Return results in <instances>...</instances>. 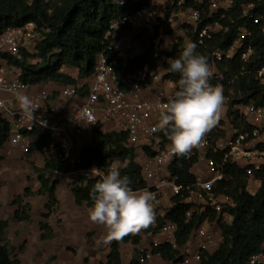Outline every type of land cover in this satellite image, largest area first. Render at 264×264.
Wrapping results in <instances>:
<instances>
[{
  "label": "built area",
  "instance_id": "obj_1",
  "mask_svg": "<svg viewBox=\"0 0 264 264\" xmlns=\"http://www.w3.org/2000/svg\"><path fill=\"white\" fill-rule=\"evenodd\" d=\"M113 1L120 8H126L128 11L111 23L110 30L105 36V50L97 56L93 75L83 79L85 81L78 80L76 86H67L62 92V96L68 101L80 98L83 93L87 94L81 107L75 108L72 113L64 117H53L49 115L47 108L42 109L41 103L49 100V96L45 94L33 98L37 108L34 117L25 115L22 110H10L9 99L4 96L16 101L15 90L18 86L23 85L24 92L32 87L21 79V70L11 64L10 59L22 61L25 52L31 53L37 48L41 34L38 33L35 23H29L24 27L10 28L0 37V114L14 118L13 124L9 122L11 136L8 141L28 153L40 136L52 134L55 139H61L63 142L65 156L62 160L74 167L80 162L81 156V153L76 151V138L84 134L85 127L92 126L94 129L97 125L111 124L116 132L127 135L128 147L144 153L145 150L149 151L150 154L143 167V177L149 186L147 190L154 196L155 212L161 206L165 190L169 189L172 199L182 196L191 206L187 213L188 221L194 215H201L209 210L220 215H228L225 211L227 206H234L233 200L224 194L217 195L214 191L216 184L227 178L223 170L224 164H218L214 158L209 157V153L210 151L214 154L224 153V162L229 159L233 162L244 161L247 174L256 177L255 172L264 166V150L260 148L264 144L260 143L263 129L250 124L253 129L249 131L234 128L232 137L225 136L216 142L209 130L199 147L182 156L195 165L204 164L209 178L196 177V182L190 186L179 185L177 179L171 177L169 172V167L178 155L173 153L172 143L167 135L157 127L163 105L178 89V83L171 79V76L177 73L169 71L167 59L178 58L187 43H195L198 50L200 46H205L207 40H213L219 35L225 36L230 31V26H226L224 22L234 23L232 16L235 13H239L241 19L260 23L263 17L258 14V9L264 7V0H242L239 3L237 0ZM179 26L180 28L177 29ZM169 28L174 29L175 37L180 39L170 49L165 45L166 39L171 37ZM178 31L180 36H177ZM261 35L264 38V26L261 28ZM142 37L151 43L152 63H146L130 73L117 72V61H122L126 66L129 60L146 56L147 49L139 41ZM250 40L249 28L242 26L238 29L230 47L217 48L210 54L208 59L212 67L210 82L221 86L225 96V103L214 128L224 130L225 125L222 124L226 118L227 105L230 103L228 91H233L234 84L240 76L253 73L259 85L264 88V63L254 69L259 64L261 56L249 42ZM175 48L176 54L170 55L169 52L174 51ZM112 56L114 59L111 58ZM236 57L242 63L240 73L228 77L218 69V63L234 60ZM152 83L167 84L170 91H160L153 100L144 98L145 89ZM244 106H247L249 115L264 124V101L261 106L254 102ZM43 151L54 155L53 149L45 147ZM73 154V160H69L70 155ZM162 171L165 173L168 171L169 175H163ZM104 173L96 165L87 169H72L67 174L55 172L58 175L80 174L88 178H101ZM155 217L160 218L157 213ZM156 221L155 219V225ZM212 222L214 221L206 219L193 231L189 240H198L195 250H191L187 243L180 249L181 258L169 261L168 264H201L203 253L217 244L215 233L208 227ZM176 230L175 225L169 226L166 230L167 241L164 243L174 244L179 250L175 244ZM164 243L152 242L150 250L139 251L137 261L140 264H148L155 257L162 259L160 254L153 253V247ZM263 257L264 254L254 256L249 264H258L259 259Z\"/></svg>",
  "mask_w": 264,
  "mask_h": 264
},
{
  "label": "trees",
  "instance_id": "obj_2",
  "mask_svg": "<svg viewBox=\"0 0 264 264\" xmlns=\"http://www.w3.org/2000/svg\"><path fill=\"white\" fill-rule=\"evenodd\" d=\"M241 1L237 0L238 3ZM127 11L128 9L120 8L113 0H0V37L10 28L35 23L38 33L41 34L37 48L31 53L25 52L22 61L10 59L11 64L21 70V79L31 86L49 83L76 86L79 81L63 73L62 69L64 67L78 69L80 79L91 77L98 54L105 50V36L110 30L111 23ZM258 14L263 17L260 23L241 19L239 13L233 14L234 23L224 22L226 26H230V31L225 36L219 35L213 40H207L205 46H200L197 51L209 59L213 50L230 47L238 29L247 26L251 32L249 42L261 56L259 64L254 68L256 70L264 63V38L261 35V28L264 26V7L258 9ZM139 41L147 49L146 56L129 60L126 66L122 61H117V72L130 73L146 63H152L150 41L144 37L139 38ZM175 52L176 48L169 54H176ZM33 57L39 60L38 63L30 62ZM111 58L114 59L113 56ZM217 66L229 77L241 72L242 63L236 57L234 60L220 62ZM171 79L178 83L180 75L178 73L172 75ZM234 91L238 100L234 101L233 107L240 104L249 105L251 102L259 106L263 105L264 88L259 85L253 73L240 76L234 84ZM86 95L84 93V96ZM229 114L234 128L242 131L253 129L239 112L230 109ZM224 135L225 132L214 135V142ZM10 136L11 124L0 117V150L4 148ZM45 147L53 149L54 155L46 159L44 167L33 166L40 189L34 191L30 186L25 187L22 194L12 201L14 208L12 220L16 223H28L32 220L34 208L28 200L36 197L48 199L38 224L39 237L43 242L52 241L56 237L54 227L50 223L51 218L60 211L61 207L57 197L60 181L51 177L55 172L67 174L72 169L81 170L96 165L106 173L109 166L119 163L121 175L131 179L130 186L134 190H144L149 187L143 177V168L136 161V150L128 147V137L123 132L104 133L102 125L95 126L91 146L81 150L80 162L74 167L62 160L65 150L49 133L40 136L27 154L30 157L37 151H43ZM260 148L264 150V144ZM145 154L150 153L145 150ZM209 157L214 158L218 164H224L223 170L227 178L219 181L214 191L217 195L224 194L233 200L234 206H227L225 211L233 218L232 223L223 222V214L218 217V214L211 210L201 215L196 214L188 221L187 213L191 206L182 196H176L172 199L171 209L163 218L157 219L155 226L151 223L141 230L148 234H156L167 222L176 226L175 244L179 250L171 243L153 247L154 254H160L163 260L169 262L181 258L180 249L188 243L193 231L206 219L217 221L223 242L215 253L204 252L201 264H249L254 256L264 254V166L255 172L256 178L262 185L258 193L253 196L247 190L250 176L246 172L244 163L233 162L230 159L224 162V153L214 154L210 151ZM194 165V162L178 156L169 167V172L171 177L177 179L179 185L187 187L197 180L192 174ZM99 180V177L88 178L81 175L71 183L70 191L77 206L87 208L92 206L89 194ZM1 207L0 196V209ZM12 220L0 218V264H21L20 259L13 256L10 245L5 240ZM129 243L139 246L141 237L128 233L119 239L113 238L106 261L98 264H123L121 247ZM130 264L140 263L135 259Z\"/></svg>",
  "mask_w": 264,
  "mask_h": 264
},
{
  "label": "clouds",
  "instance_id": "obj_3",
  "mask_svg": "<svg viewBox=\"0 0 264 264\" xmlns=\"http://www.w3.org/2000/svg\"><path fill=\"white\" fill-rule=\"evenodd\" d=\"M167 63L169 71L178 73L180 79L178 89L163 105L157 127L171 141L173 153L183 156L199 147L205 134L217 124L225 96L221 86L210 82L212 67L195 43H187L179 57H169ZM22 89L20 85L15 90V99L25 115L34 117L35 103ZM130 185L131 179L111 165L89 194V218L107 226L109 239L138 232L155 220L153 194Z\"/></svg>",
  "mask_w": 264,
  "mask_h": 264
},
{
  "label": "rangeland",
  "instance_id": "obj_4",
  "mask_svg": "<svg viewBox=\"0 0 264 264\" xmlns=\"http://www.w3.org/2000/svg\"><path fill=\"white\" fill-rule=\"evenodd\" d=\"M179 28L180 26L177 27V29ZM169 29V36L171 37H169L165 41V45L168 49H170L171 46H174L177 40H180L175 37V30L172 28ZM38 61L39 60L35 57L30 60L32 64H36L38 63ZM70 70L72 72H76L75 68H70ZM79 80L81 79L79 78ZM235 93L236 92L234 91V89L231 92L228 91V96L230 97V103L227 105L228 108L231 106L233 107L234 101L238 100L236 99ZM83 96L75 99V103L80 102V99ZM55 97H53V99H57L58 96ZM232 107L231 110L233 109ZM226 111V118L227 120H230L229 116L231 115L229 114V110L226 109ZM226 118L223 121V126L227 124ZM225 131L214 127L210 129V132L212 134L214 133V135H218V133ZM224 137L225 135L222 138ZM230 137L232 136L229 135V138ZM83 145L82 146L85 148L87 144L83 143ZM2 150H0V193L2 202V207L0 209V218L12 220L14 211L12 201L18 195L22 194L23 190L25 189L23 187V185L25 184L24 181L26 180L28 183H31L33 181V176H31L30 173L27 172L25 175H14L13 178L9 177L7 180L5 179V175L7 173L13 175L10 172L11 170H18V173L24 174L25 171L29 170V168L30 170L32 169V164L31 161L27 160V157L29 158V156L23 155L21 159L11 162L12 164H16V166L11 168L10 170H6L5 167L8 160L4 153L1 152ZM136 151L139 158H141L142 163L143 159H148V155H146L144 152L140 150ZM73 158L74 154L70 155L69 160H73ZM56 176L68 181V187H70L71 183H73L76 178L81 175L56 174ZM34 178H36L35 173ZM36 198L37 200L35 201V205L33 206L34 208L32 210V220L28 223H16L12 220L9 231L7 233V237L5 239L6 242H8L10 245V250L13 256L18 257L21 261V264H98L106 260L107 253L109 252V245L113 239L108 238V228L106 225V228H102L94 222L87 225L80 224L74 221L71 217L72 220H69L71 221V223H69L67 226L65 222L68 220V218H63V216L57 217V215H54V217L52 218V222L55 225L54 230L56 232V237L52 241H41L39 237L40 231L38 224L41 221V213L44 211L45 206L43 205V203H41V197ZM155 219L157 220L156 217ZM132 234L136 235V232ZM151 242L152 241L150 239L149 245H151ZM138 247L139 246L129 244L128 248L126 247L124 249L125 255L127 256L131 254L132 260L137 259L139 254ZM164 261L156 258L148 264H166Z\"/></svg>",
  "mask_w": 264,
  "mask_h": 264
},
{
  "label": "crops",
  "instance_id": "obj_5",
  "mask_svg": "<svg viewBox=\"0 0 264 264\" xmlns=\"http://www.w3.org/2000/svg\"><path fill=\"white\" fill-rule=\"evenodd\" d=\"M177 36H180V31H178ZM75 70H76V72H72L70 70V68H68V67H64L62 69L63 73L71 76L74 79L79 80V70L76 68H75ZM81 81H85V80L82 79V80H80V82ZM66 87L67 86H63V85H60L57 83L42 84V85L32 86L29 91L25 92V94L29 95L32 99L38 95H41V94L48 95L49 100L41 103L42 109L47 108L49 115H51L53 117H56V118L57 117H64V116L72 113V111L75 108L81 107L82 103L84 102V100L86 98V96H83L80 99V102H78V103H75L76 100H72V101L66 100L62 96V92L64 91V89ZM160 91L168 92V91H170V88L167 86V84L165 85L162 83H152L151 85H149L145 89L143 97L150 99V100H153L155 98V96ZM55 96H58L57 99H53V97H55ZM4 97L9 99L8 106H9L10 110H12V111L22 110L17 101H13L11 99V97H9V96H4ZM231 107H229L228 110H230ZM232 108H233L232 110L234 112L237 111L240 113L241 116L245 117L248 124H250L252 126L260 127L261 129H263L262 130V132H263L262 138L260 139V143H264V124L262 122H257L255 117L248 114L247 106L236 105ZM0 117L6 119L11 124L14 123V118L11 116H6V114H0ZM226 121H227V124L224 126V131L226 130L225 131L226 138H229V135H232V133H233L234 126L231 124L230 120H227V118H226ZM103 131L105 133H111V132L116 131V129L111 124H104L103 125ZM92 138H93V127L92 126H86L84 134L81 137L76 138V151L81 153V150L84 148L83 143H86L87 144L86 146H90L91 142H92ZM34 139L36 140L37 138L35 137ZM56 142L61 144V145L63 143L61 139H56ZM1 152L4 153V155L6 156V158L8 160L6 162V167H5L6 170H10L14 166H16V164H12L11 162L16 161L18 159H21L23 155H28L27 153H25L21 149V147L13 146L10 143V141H7V143L5 144V146ZM136 155H137V158H136L137 163L139 165H141L143 168L146 164L147 159L146 158H145V160L143 159V163H144L143 164L141 162L142 161L141 158H139L137 153H136ZM49 158H52L51 153L45 152V151H37V152L33 153L29 158L27 157V160L31 161V164H32L31 170L29 168V170L24 172V174L18 173L17 172L18 170H14V171L11 170L10 172L13 175L7 173L5 175V179L8 180L9 177L13 178L14 175L15 176L25 175L27 172H29L30 175L33 176V181L31 183L30 182L28 183L25 180L24 181L25 184L23 185V187L25 188V187L30 186L34 191H37L38 189H40V184L38 182L37 176H36V178H34L35 172H34L33 166L35 165V166L42 168L45 165L46 159H49ZM242 163H244V165L246 164L244 161ZM115 165L118 168L120 167L119 163H116ZM162 174L163 175H169V172L167 171V173H165L164 171H162ZM192 174L194 176H196L197 178H201V179H208L209 178L206 166L204 164L194 165L192 168ZM51 177H52V179H58L60 181V185L57 189V197L60 200L61 207H60V211L56 214L57 217L63 216V218H68V220L65 222L67 226L69 223H71V221H69V220H72V219L74 221L80 223V224L87 225V224L92 223V221L89 218V208H87L86 206L79 207L76 205L74 197L71 194L70 187H68V184H69L68 181H66L65 179H63L61 177H57L56 174L52 175ZM261 185H262L261 181H259L256 177H249L247 189H248L249 193L256 194L260 190ZM0 196H1V193H0ZM41 198H42L41 203H43V205L45 206L46 203L48 202V199L46 197H41ZM36 200H37V198H30L28 201L34 206ZM172 206H173V203H172L171 191L169 189H166L165 190V196L162 199L161 206L159 207V209L156 210L155 213H157V215L160 218H163L168 213V211L170 210V208ZM220 216L221 215L218 214V217H220ZM71 217H72V219H71ZM52 218L50 220V223H51L52 227H54V229H55V225L52 222ZM222 221L226 222L228 224H231L233 221V218L229 215H223ZM153 224L155 225L154 222H153ZM98 225L101 226L102 228H106L105 225H101V224H98ZM170 225L171 224L169 222H167L165 227L161 231H159V233H156V234H148V233L143 232L142 230L136 232V235H139V237H141V244L138 247L139 251L150 250V247H151V245H149L150 239L152 242H154V241H156L158 243L166 242L167 241V238H166V232L167 231L166 230H168ZM206 226H208V225H206ZM208 227L210 230H212L215 233V239L217 241V244L211 246L208 250V252L210 254H213L219 249L220 245L222 244L223 237H222V232H221V229H220L217 221L212 222V224L209 225ZM197 241H198L197 239L189 240L187 245L189 246V248L191 250H195L196 245L198 243ZM152 242H151V244H152ZM129 244H131V243H129ZM129 244L123 245L121 247L123 264H130L131 260H132L131 254L126 256L125 250H124L126 247L128 248ZM107 255H108V253H107ZM156 258H158L161 261H164L163 259H161L159 257H155L154 259H156ZM164 262L166 264L169 263L167 261H164ZM258 264H264V257L259 259Z\"/></svg>",
  "mask_w": 264,
  "mask_h": 264
}]
</instances>
